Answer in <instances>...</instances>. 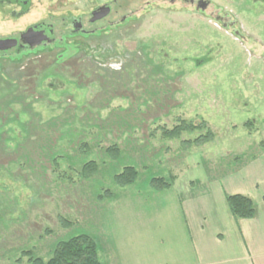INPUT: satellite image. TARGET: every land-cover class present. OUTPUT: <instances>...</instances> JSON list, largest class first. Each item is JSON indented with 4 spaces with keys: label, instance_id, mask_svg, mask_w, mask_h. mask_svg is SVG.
I'll list each match as a JSON object with an SVG mask.
<instances>
[{
    "label": "rangeland",
    "instance_id": "374dc122",
    "mask_svg": "<svg viewBox=\"0 0 264 264\" xmlns=\"http://www.w3.org/2000/svg\"><path fill=\"white\" fill-rule=\"evenodd\" d=\"M192 1L0 0V38L55 30L24 57L0 55V264L46 261L82 233L102 264L168 258L187 240L179 199L264 150V0ZM103 6L108 17L90 23ZM179 119L213 140L155 130ZM89 161L98 172L82 180ZM126 166L138 178L120 188ZM170 177L171 190L149 187Z\"/></svg>",
    "mask_w": 264,
    "mask_h": 264
},
{
    "label": "crops",
    "instance_id": "0c3cea01",
    "mask_svg": "<svg viewBox=\"0 0 264 264\" xmlns=\"http://www.w3.org/2000/svg\"><path fill=\"white\" fill-rule=\"evenodd\" d=\"M232 195L252 200L254 218L233 219L225 199ZM179 200L186 242L168 258L141 264H264V150Z\"/></svg>",
    "mask_w": 264,
    "mask_h": 264
},
{
    "label": "trees",
    "instance_id": "16d2710c",
    "mask_svg": "<svg viewBox=\"0 0 264 264\" xmlns=\"http://www.w3.org/2000/svg\"><path fill=\"white\" fill-rule=\"evenodd\" d=\"M163 139L175 140L179 139L183 133H194L198 131L200 134L193 141H184L183 144L194 145L195 147L205 145L213 140V134L208 129L206 130L204 123L198 125L189 123L185 120H177L176 125L171 129L159 127ZM206 130V132L204 131ZM202 131L204 133H202ZM154 133L156 131H153ZM153 133V135H154ZM261 142V146H262ZM106 153L111 160L116 161L120 157L117 147H110ZM98 172V165L95 161L86 162L80 172L79 178L89 180ZM138 178V173L133 167H124L121 173L116 174L113 178L116 186L125 188L133 185ZM174 179L170 177L169 181L163 178H152L149 181V187L154 191L169 190L173 185ZM226 205L233 219H252L256 214L255 206L252 200L242 195L226 196ZM59 225L64 229H69L72 226L68 220L59 217ZM98 247L94 239L88 234L82 233L77 236L70 237L67 240L59 241L55 244L50 258L43 260L40 257L33 256L30 252L23 253V256L28 258V264H102L99 255Z\"/></svg>",
    "mask_w": 264,
    "mask_h": 264
},
{
    "label": "flooded vegetation",
    "instance_id": "af4514ba",
    "mask_svg": "<svg viewBox=\"0 0 264 264\" xmlns=\"http://www.w3.org/2000/svg\"><path fill=\"white\" fill-rule=\"evenodd\" d=\"M204 7H206V6H204ZM48 26L52 27V33L50 35L46 34L43 37L32 38L30 40H25V39L22 38V36L30 28H39V27H48ZM72 28H73L72 32L83 33V31H82V23L81 22H72ZM54 33H55V30H54V27H53L52 24H50L49 22H40V23H37L35 25L30 26L29 28L26 29V31L20 32V33H18L15 36L10 35V34H8L6 36H3V37L0 38V41L16 40L17 43H16V46L14 48H12L10 50H7V51L0 52V55H5L6 53H9L11 51L19 52L21 55L22 54H27L28 55L29 51H33L34 48L36 49V48H40V47H45L46 45H49V44L53 43L54 40H55ZM24 56H26V55H22V57H24Z\"/></svg>",
    "mask_w": 264,
    "mask_h": 264
},
{
    "label": "water",
    "instance_id": "95a60500",
    "mask_svg": "<svg viewBox=\"0 0 264 264\" xmlns=\"http://www.w3.org/2000/svg\"><path fill=\"white\" fill-rule=\"evenodd\" d=\"M187 1V0H184ZM190 2L192 3L193 1L190 0ZM204 6L205 3L203 1L199 2V7H202L203 9L205 8ZM110 14V8L103 6L100 7L98 10H96L95 12L92 13L91 19H90V23H95L98 21H101L103 19H105L106 17H108V15ZM52 33V27L48 26V27H39V28H30L23 36L22 38L25 40H30L32 38H40L43 37L46 34H51ZM16 40H4V41H0V52L2 51H7L10 50L12 48H14L16 46Z\"/></svg>",
    "mask_w": 264,
    "mask_h": 264
}]
</instances>
